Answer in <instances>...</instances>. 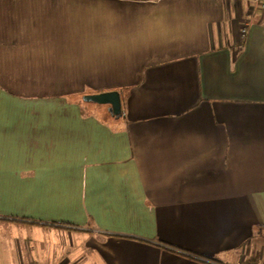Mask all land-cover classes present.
Listing matches in <instances>:
<instances>
[{
	"label": "crops",
	"instance_id": "0c3cea01",
	"mask_svg": "<svg viewBox=\"0 0 264 264\" xmlns=\"http://www.w3.org/2000/svg\"><path fill=\"white\" fill-rule=\"evenodd\" d=\"M263 4L0 0V264H264Z\"/></svg>",
	"mask_w": 264,
	"mask_h": 264
},
{
	"label": "water",
	"instance_id": "95a60500",
	"mask_svg": "<svg viewBox=\"0 0 264 264\" xmlns=\"http://www.w3.org/2000/svg\"><path fill=\"white\" fill-rule=\"evenodd\" d=\"M83 100L85 102H93L97 105H108L111 108V112L114 117L118 118V116L121 115L120 94L118 91L85 95Z\"/></svg>",
	"mask_w": 264,
	"mask_h": 264
},
{
	"label": "rangeland",
	"instance_id": "374dc122",
	"mask_svg": "<svg viewBox=\"0 0 264 264\" xmlns=\"http://www.w3.org/2000/svg\"><path fill=\"white\" fill-rule=\"evenodd\" d=\"M95 94H97V93H95ZM99 94H100V93H99ZM82 100H83V97H82ZM89 104H90V106L95 105V103H93V102H92V103L89 102Z\"/></svg>",
	"mask_w": 264,
	"mask_h": 264
},
{
	"label": "built area",
	"instance_id": "2783aa9c",
	"mask_svg": "<svg viewBox=\"0 0 264 264\" xmlns=\"http://www.w3.org/2000/svg\"><path fill=\"white\" fill-rule=\"evenodd\" d=\"M262 8L264 9V4L262 5ZM245 33V30L242 31V34L244 35Z\"/></svg>",
	"mask_w": 264,
	"mask_h": 264
},
{
	"label": "trees",
	"instance_id": "16d2710c",
	"mask_svg": "<svg viewBox=\"0 0 264 264\" xmlns=\"http://www.w3.org/2000/svg\"><path fill=\"white\" fill-rule=\"evenodd\" d=\"M120 93V92H119ZM121 111H122V108H121Z\"/></svg>",
	"mask_w": 264,
	"mask_h": 264
}]
</instances>
